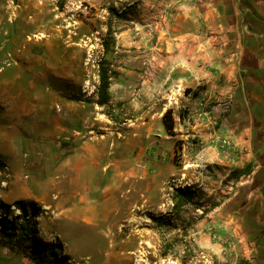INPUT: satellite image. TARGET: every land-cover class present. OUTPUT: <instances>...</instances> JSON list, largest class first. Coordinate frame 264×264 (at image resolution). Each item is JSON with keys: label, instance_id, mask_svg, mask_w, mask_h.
I'll return each instance as SVG.
<instances>
[{"label": "rangeland", "instance_id": "obj_1", "mask_svg": "<svg viewBox=\"0 0 264 264\" xmlns=\"http://www.w3.org/2000/svg\"><path fill=\"white\" fill-rule=\"evenodd\" d=\"M142 3L0 0V229L1 221L21 214L19 206L34 228L22 249L5 237L0 264H35L53 244L61 246L54 264H264V217L258 211L244 216L230 205L212 212L230 196L224 182L211 195L189 186L198 192L194 203L175 212V178L158 193L155 208L122 174L128 120L146 106L114 103L110 96V108L98 107V64L105 60L116 72L123 64L118 48L145 49L147 27L129 23ZM128 26L130 35L118 46ZM173 119L175 136L164 131L173 144L165 155L179 167L182 141ZM229 146L223 154L237 157ZM152 217L165 225L158 228Z\"/></svg>", "mask_w": 264, "mask_h": 264}, {"label": "crops", "instance_id": "obj_2", "mask_svg": "<svg viewBox=\"0 0 264 264\" xmlns=\"http://www.w3.org/2000/svg\"><path fill=\"white\" fill-rule=\"evenodd\" d=\"M137 9L129 23L142 21L149 40L140 54L117 49L123 64L109 89L111 102L146 106L124 131L122 174L155 208L169 178L174 187L210 195L224 182L230 196L212 212L230 205L264 217V0H143ZM131 28L119 33L118 46ZM168 110L182 141L179 167L165 155L173 146L162 125ZM218 136L230 140L237 157L223 154ZM74 171L82 175L81 168Z\"/></svg>", "mask_w": 264, "mask_h": 264}, {"label": "trees", "instance_id": "obj_3", "mask_svg": "<svg viewBox=\"0 0 264 264\" xmlns=\"http://www.w3.org/2000/svg\"><path fill=\"white\" fill-rule=\"evenodd\" d=\"M112 13H115L114 10H110ZM108 49V46L107 48ZM98 77L99 84L96 88V105L100 108L109 107L110 103V93L109 88L111 85V80L115 78L116 72L111 70L109 65L105 60H101L98 64ZM70 100H75L74 98H70ZM110 108V107H109ZM108 108V109H109ZM107 118L113 122L119 123L118 118L114 117L110 112L105 113ZM179 119H182V113L179 114ZM162 123L165 128V131L168 135L174 137V119L173 112L168 110L162 118ZM175 164L178 165V153L175 152ZM198 192L192 187H177L173 189V194L171 196V201L173 204V210L180 211L186 205L194 203V199ZM17 205H20L18 202ZM196 206L200 207L199 204ZM21 211V214L15 216L10 222L7 219L1 221V229H0V243L2 244L5 240V237L11 236L15 238V245L18 249H22L25 244L31 239V235L34 233V228L32 225V221L30 222L29 218L25 215V209L21 206L18 207ZM151 220L158 227L162 228L165 225V222L162 218L152 217ZM10 226V227H9ZM38 256L34 259L35 264H54L57 261V257L60 254L61 246L60 245H50L45 250H40ZM167 256V253L163 254Z\"/></svg>", "mask_w": 264, "mask_h": 264}, {"label": "built area", "instance_id": "obj_4", "mask_svg": "<svg viewBox=\"0 0 264 264\" xmlns=\"http://www.w3.org/2000/svg\"><path fill=\"white\" fill-rule=\"evenodd\" d=\"M217 143L220 145L221 149H228L230 147L229 141L226 139L217 138Z\"/></svg>", "mask_w": 264, "mask_h": 264}, {"label": "bare ground", "instance_id": "obj_5", "mask_svg": "<svg viewBox=\"0 0 264 264\" xmlns=\"http://www.w3.org/2000/svg\"><path fill=\"white\" fill-rule=\"evenodd\" d=\"M113 194V193H112ZM105 202V201H104ZM114 210V209H113ZM112 214V213H111ZM95 226V225H94Z\"/></svg>", "mask_w": 264, "mask_h": 264}]
</instances>
